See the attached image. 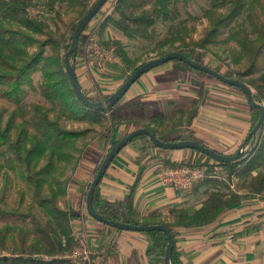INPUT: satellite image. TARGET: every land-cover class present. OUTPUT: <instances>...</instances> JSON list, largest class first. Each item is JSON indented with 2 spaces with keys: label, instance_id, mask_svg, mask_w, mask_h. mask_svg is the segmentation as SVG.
<instances>
[{
  "label": "trees",
  "instance_id": "trees-1",
  "mask_svg": "<svg viewBox=\"0 0 264 264\" xmlns=\"http://www.w3.org/2000/svg\"><path fill=\"white\" fill-rule=\"evenodd\" d=\"M34 1L0 0V264H72L65 253L77 246L72 221L79 217V210L66 200L67 187L74 183L73 177H67V170H74L83 157L93 154L92 148L99 139L107 153L128 133V130L125 131L122 137L111 142L113 127L138 125V120L134 115L126 118L123 108L127 103L121 102L125 95L107 110L86 107L77 98L66 73L64 55L69 50L73 32L96 0H44L51 7L49 16L53 14L54 27L46 22L43 14L34 16L30 12ZM146 3H151L150 7L143 8ZM167 5L168 0H114L111 13L105 14L98 29L101 33L111 26L131 40H156L159 32H148L147 29L155 23L158 14L168 18ZM243 14L244 22L235 30H230L232 23ZM171 15L177 17L176 6L172 8ZM202 15V19L189 17L188 26L179 25L170 31L169 37L162 42L168 45V49L156 57L179 52L199 64L209 66L206 60L212 54L218 64L211 68L226 78L245 84L253 100L264 108V0H211ZM197 22L200 30L197 29ZM86 27L78 44L84 41ZM110 43L105 42L104 45ZM228 43L234 46L229 51L231 60L234 65L242 66L241 69L233 70L226 65L223 70L220 66L223 64L219 63L223 62L213 49ZM114 44L115 54L124 64L132 65L130 73L149 61L133 65L122 45L116 41ZM76 54L72 53L70 60H74ZM169 63L173 70H190L198 76H208L180 61ZM81 89L92 102L105 100L113 93L89 95L85 89ZM131 102L127 105L129 109ZM194 105L187 111V127L197 115L199 107ZM249 111L250 131L259 113L257 110ZM150 120L154 121L153 118ZM152 125L153 122L144 123L139 128L148 129L164 142L194 140L190 134L184 136L178 133L173 136L172 131L158 130ZM137 140L156 148L144 135L133 138L127 145ZM249 142L250 139L246 145ZM190 151L194 154L192 158L175 162L166 159L164 164L171 167L204 166L207 172L213 171L216 166L221 167L227 181L236 178L240 182V190L264 197V119L253 145L236 161L220 163L195 150ZM104 156L100 158L93 175ZM137 182L138 177L129 187L128 195L123 200L115 201L102 198L98 184L92 198L93 210L115 222L166 227L173 237L171 264H182L175 249L178 229L209 224L223 210L242 199V196L230 192L225 184L221 186L220 181L206 176L195 182L192 190L202 186H209L213 190L191 214L178 211L161 215L155 211L139 216L133 205ZM140 233L151 240L148 256L157 253L164 255L167 239L163 232L154 230Z\"/></svg>",
  "mask_w": 264,
  "mask_h": 264
},
{
  "label": "crops",
  "instance_id": "crops-1",
  "mask_svg": "<svg viewBox=\"0 0 264 264\" xmlns=\"http://www.w3.org/2000/svg\"><path fill=\"white\" fill-rule=\"evenodd\" d=\"M94 30L100 37L107 29L100 33L97 26ZM108 38L107 33L106 39ZM115 61L116 54L107 66ZM181 75L180 71L165 66L154 68L143 74L130 87L122 104L129 105L132 100H138L142 107L143 104L154 103L157 99L175 97L171 86L176 84L175 81L182 77ZM80 81L78 80L79 84L85 89ZM174 90L180 91L177 88ZM168 92L171 93L170 96ZM109 93L110 91H106L97 94ZM220 93L226 95L225 92ZM227 104L229 108L212 105L201 108L188 128L196 141H203L209 148L224 155L233 154L238 149L248 135L250 126L247 122L250 115L246 119L234 110L241 107L238 98ZM202 114L206 117L200 122L198 117ZM240 117L244 119L240 120ZM125 128L127 127L124 125L114 126L110 141H114L115 135L123 132ZM142 147L143 149H140ZM174 151L164 152L168 153L167 156L163 152L161 155L170 157L168 160L172 162L184 159V154H180L178 150ZM176 155H179L178 159ZM149 157L150 149L144 150V144L140 140L125 146L115 156L100 181V196L109 201L123 200L128 195L129 187L138 177L134 188L133 205L139 216L155 211L161 215L178 211L191 214L202 205L213 190L209 186H202L197 190L178 193L171 186L161 183L159 179V169L161 166H167L164 164L167 158L153 163L148 161ZM83 167L84 169H77L74 177L79 183L69 187L67 196L69 203L79 210V217L73 219L72 228H81L82 233L86 235L84 233L86 231L89 240L91 239V248L94 251L91 258L93 264H163V256L159 253L147 255V251L152 247L147 235L133 231L111 230L87 218L81 201L89 183V176L93 174L96 166L93 167L86 161ZM82 181L87 182L83 185ZM221 190L225 191L224 188ZM234 192L242 196V199L223 210L213 222L177 230L175 249L182 264H264V197L246 194L239 188Z\"/></svg>",
  "mask_w": 264,
  "mask_h": 264
},
{
  "label": "rangeland",
  "instance_id": "rangeland-1",
  "mask_svg": "<svg viewBox=\"0 0 264 264\" xmlns=\"http://www.w3.org/2000/svg\"><path fill=\"white\" fill-rule=\"evenodd\" d=\"M113 1L114 0H107L105 4L102 6L99 13L90 21L89 25L86 27L83 33L84 41L81 44H78L79 50L77 47V51H76L77 54L74 60H70L74 64V70L77 79L81 80L80 82L82 86L85 88L86 92L89 95H96L97 93H102L106 91H110V93H112L122 83L124 78H126L129 74H131L130 69L132 65L124 64L121 58L117 55L115 62L111 63L109 66L106 65L107 67L105 66V68L101 70L98 69L96 66L89 64L88 61L89 58H87L86 54L83 52L84 46L87 42L86 39L89 38L92 32L94 33L96 32V30L94 29H97L99 22L104 18L105 14L111 13ZM210 2L211 0H168V5H167L168 18H162L158 14L155 23L147 29L148 32L154 30H157L159 32L156 40L155 38L152 41L131 40L124 37L120 32L111 28V26H108L106 28L107 30L103 32V34L99 37V40L101 43L111 42L110 44H108L111 46H115L114 44L115 41L119 42L122 45L130 62H132L133 65L137 66L141 64L144 60L157 58L156 56L160 52L166 51L168 49V45L162 42H164V40H166L169 37V32L175 29L179 25L188 26L189 17H198L202 19L203 16L202 14L204 10L209 7ZM150 5L151 3H146L143 8H148L150 7ZM174 6H176L177 8L178 15L177 17L173 18L170 16H172L171 10ZM31 7L32 9L30 12L34 13V16L36 14H43L46 22L49 23L52 27H54L55 19H53V14H51L52 17L49 16L51 13L50 11L51 7L48 4H46L44 0H35ZM244 19H245L244 14L239 18H237L230 26V30H235L242 22H244ZM201 21L203 23L205 22V20H201ZM198 24L199 22H197V29L200 30V25ZM107 33L109 37L108 39H106ZM233 47L234 46L232 43H228L225 46L213 49V52L216 54V56H218L220 60L223 62V63H219V64H223L220 65L222 66L223 70L226 68L224 67L226 65L233 70H238L241 69L242 67L239 65H234L233 61L231 60L230 57L231 52L229 53V51H231ZM206 63H209L210 67H215L218 64V61L211 54L209 55V58L206 60ZM160 66L162 67L165 66L173 69L171 63L169 62ZM180 73H182L181 75L182 77H179L175 81L176 84L174 86H171V89H173V92L172 91L171 92L176 94L174 95L175 97L157 99L154 103L143 104L142 107H140L139 105L141 103L138 100H136V102L130 103L131 109H129L127 105L124 106L123 109L124 112H126L124 114H127L126 118L129 119L130 115H134V118L138 120V125L128 126L126 130H124L123 132H119L115 135L116 139L122 137L125 131L128 130L127 132H129L130 129L132 130L137 129L141 127L140 125L149 122H153L152 126L158 130L172 131L171 133H173L172 134L173 136L178 135V133L179 134L181 133L184 136H188L191 132L188 131L189 127H187V124L185 123L187 117L186 115L188 109L194 108L195 106L194 104H197V106L199 107L197 111V114H199L200 109L203 107H207L208 105H212L220 108L223 107L229 108L228 107L229 104L227 103L230 101H235V98H238L239 106L241 107L238 106L239 109H237L234 108L235 107L234 106L233 108L235 112L238 115L245 117L246 119L249 118L250 111L246 98L237 88L225 85L210 76H203V77L198 76L197 74L193 73L190 70H180ZM176 88L179 89L180 91L174 90ZM220 91L225 92L226 95L224 94L223 96L220 93ZM170 94L171 93L168 92V96H170ZM231 96H234V98H232ZM123 100L121 102H123ZM204 117H206L204 114L200 115V117H198L199 121L203 122ZM151 118H153L154 121H151L150 120ZM243 119L244 118L240 117V120ZM247 122L250 123V121L248 120ZM194 141H196L195 138ZM140 142L144 144V150L145 148L150 149V157L148 159L149 162L155 163L158 161L161 162L165 160V158L170 159V157H165V155L167 156L168 153H164V152L174 151V150H162V149L159 150L157 148H153L149 146V144L146 143L145 141L140 140ZM200 142L204 146L209 148V146H207L203 141ZM95 144L96 146L92 148L93 154L83 157L84 160L81 159L74 170H67V177L68 176H70L71 178L73 177L74 180V183H70L68 185L67 190L71 185L75 183H79V181L77 182L74 177L75 173H77V169H84L83 166H85L86 161L90 162L93 165V167H95L100 162L101 160L100 158H102V156L106 154L105 153L106 147H104V144L101 139L97 140ZM248 145L249 144L245 145V148H247ZM178 151L180 154L185 155L184 157L185 160H187L191 156H194V154L190 151V149L178 150ZM162 152L165 155H161ZM179 153H175V154H179ZM178 157L179 155H176L177 159ZM197 168H201V167H197ZM205 171H206V176H211V175L214 176L212 178L220 181L221 186L222 184L223 185L225 184L230 192H234L239 188L240 182L236 178L232 179L231 181H227L226 178L227 175L225 174V172L221 167L216 166L213 169V171H208V172L207 169L205 168ZM90 175L91 176H89V182H91L94 176L93 174ZM86 182L87 181H82L81 183L84 185L86 184ZM176 191L178 193L183 194V192L180 190H176ZM244 193L248 194L247 192ZM66 200H68L67 195H66ZM81 202L83 206V212L85 213L86 211L85 195L83 201ZM87 218L92 220L89 216H87ZM73 229H74V233H76V234L73 233V235L75 240L77 241V246L75 248H78L80 246V243H84L85 246L83 247V249L89 252V254L87 255L88 256L87 262L89 261L91 264H93L91 258L92 255L94 254V251L91 248V241H90L91 239L89 240L86 231L84 232L86 235L82 233L81 228L79 229L73 228ZM79 249H82V247H79ZM73 251L65 253V257L68 258Z\"/></svg>",
  "mask_w": 264,
  "mask_h": 264
},
{
  "label": "water",
  "instance_id": "water-1",
  "mask_svg": "<svg viewBox=\"0 0 264 264\" xmlns=\"http://www.w3.org/2000/svg\"><path fill=\"white\" fill-rule=\"evenodd\" d=\"M106 1L107 0H96L94 4L90 7L88 12L79 21V23L77 24L73 32L69 50L64 55V65H65L66 73L68 75L71 86L74 92L76 93L77 98L86 107L93 109V110H101V111L110 109L126 94V92L130 89V87L143 74L165 63H168L171 61H180L188 65L192 69L203 72L225 85L237 88L245 96L249 109L257 110L259 113L256 124L249 131L248 135L246 136L242 144L239 146V148L236 150V152L232 155L231 154L224 155V154L215 152L214 150L194 140H183V141H178V142H164L156 138V136L152 132H150L148 129L137 128V129H133L129 131L120 140H118L110 148V150L105 154L104 158L102 159L96 173L94 174L88 186V190L85 194V209H86L87 214L93 220L105 226H108L110 228H114L120 231L150 232V231L157 230V231L163 232L167 239V244H166L164 255H163V264H171L173 237L171 235V232L166 227L162 225L137 226V225H129V224H124L120 222H115V221H111V220H107L103 218L102 216H100L93 210L92 198H93L94 191L96 187L98 186V184L100 183L101 179L103 178V175L106 172L109 164L113 161L115 156L127 145L129 141H131L133 138H136L142 135L147 136L148 139L152 142V144L156 148H159L162 150L190 149V150H195L199 153H202L210 157L212 160H215L220 163H229V162L236 161L240 159L241 157H243L248 152L249 148L253 145L256 133L264 119V108L262 104L257 103L253 100L250 89L245 84H243L241 81L236 80V79L226 78L221 73L215 71L213 68L206 66V65L199 64L187 58L184 54L179 53V52H172L163 57H158V58L149 60L141 64L129 75V77L107 99L97 101V102L90 101L87 98V96L83 93L80 87V84L78 82V79L76 77V73L74 70V64L73 62L70 61L69 57L72 53H75L77 51L78 40H79V37L82 31L84 30L86 25L90 22V20L97 14L98 10L105 4ZM249 139H250L249 145L247 148H245V145L249 141Z\"/></svg>",
  "mask_w": 264,
  "mask_h": 264
},
{
  "label": "built area",
  "instance_id": "built-area-1",
  "mask_svg": "<svg viewBox=\"0 0 264 264\" xmlns=\"http://www.w3.org/2000/svg\"><path fill=\"white\" fill-rule=\"evenodd\" d=\"M88 38V36H87ZM84 46L83 52L89 58V64L103 70L105 66L111 62L115 56L114 46H104L98 37V34L92 32ZM212 176V175H211ZM206 177L205 167H189V166H161L159 169V179L161 183L171 186L175 190H180L183 193L191 190L193 184ZM214 177V176H212ZM87 213V212H86ZM84 243H80L79 247L75 248L72 254L68 257L72 264H91L88 259V254L84 247Z\"/></svg>",
  "mask_w": 264,
  "mask_h": 264
}]
</instances>
